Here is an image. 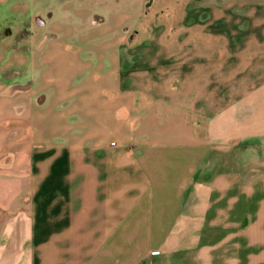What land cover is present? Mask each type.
Returning a JSON list of instances; mask_svg holds the SVG:
<instances>
[{
    "label": "crops",
    "instance_id": "0c3cea01",
    "mask_svg": "<svg viewBox=\"0 0 264 264\" xmlns=\"http://www.w3.org/2000/svg\"><path fill=\"white\" fill-rule=\"evenodd\" d=\"M175 1L0 64V264H264V0Z\"/></svg>",
    "mask_w": 264,
    "mask_h": 264
},
{
    "label": "rangeland",
    "instance_id": "374dc122",
    "mask_svg": "<svg viewBox=\"0 0 264 264\" xmlns=\"http://www.w3.org/2000/svg\"><path fill=\"white\" fill-rule=\"evenodd\" d=\"M96 1L36 0L32 6L30 0H23L24 14L21 23L18 22V12L15 14L16 11L13 9L14 4L11 0L0 4V51L6 52V55L0 52V64L7 65L8 67L4 72L7 71L8 76L11 77L19 76L25 72L14 64L16 62L15 55L13 54L14 49L21 47L22 54L19 53L17 56H21L27 65L30 63L31 53L39 51L42 48L40 44L45 37L48 39L46 40V49L40 62L46 61V70L55 77H58L61 71H63V57H66L67 64L68 62H72L76 67L81 64V61L93 59L95 62L99 54L93 53V55L87 57V51L98 53L102 43H109L111 45L110 42L114 40L106 35L103 37L100 28H96L101 26L97 21L98 15L104 18L108 17L105 10L92 5ZM143 1L146 3L149 0ZM155 1L163 9L162 12L168 11L172 7L174 8V4L176 3L175 0H151L144 8L149 10L150 5H153ZM205 1L222 2V0ZM105 5V7H108L107 4ZM78 12H81L83 21L78 19ZM41 19L45 25H43L44 23L41 22ZM129 43L131 42L129 41ZM54 46L66 47L65 54H47V50ZM64 69L66 70V67ZM74 121L71 120L69 122L73 123Z\"/></svg>",
    "mask_w": 264,
    "mask_h": 264
}]
</instances>
